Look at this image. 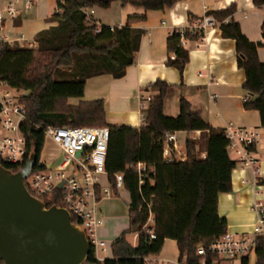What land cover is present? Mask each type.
I'll return each mask as SVG.
<instances>
[{
  "label": "trees",
  "instance_id": "trees-1",
  "mask_svg": "<svg viewBox=\"0 0 264 264\" xmlns=\"http://www.w3.org/2000/svg\"><path fill=\"white\" fill-rule=\"evenodd\" d=\"M112 1L56 0L55 13L46 20L52 25L36 34V47L0 41V82L27 92L19 98L25 111V120L19 128L28 153L34 149L36 158L44 147V134L39 125L109 129L105 170L112 186L116 172L124 174L130 224L129 229L111 243V258L99 261L90 245L83 264H146L149 257L160 253L167 239L177 244L178 264L202 261L211 264L217 256L207 248L227 231V221L218 214L217 198L231 191V170L235 166L228 154L224 130L211 127L183 98L179 100V115L166 116L163 100L168 84L159 80L148 85L157 93L149 98L142 111L144 125L140 128L107 124L103 99L81 101L77 105L68 102L70 98L84 95L87 79L100 74L121 78L135 61L142 31L131 25L143 22L145 16H129L126 26L110 28L99 26L84 11L95 5L108 8ZM120 2L143 10H160L175 4V0ZM252 3L258 7L264 5V0H252ZM235 12L236 7L231 4L223 11H209L208 15L220 24L223 38L235 41L237 66L245 72L242 88L251 96L244 101V108L257 111L264 127V62L258 55L259 48H264V40L256 44L247 39L239 23L232 19ZM193 20L194 17H189V26L173 30L165 41L167 52L175 54V59L168 58L166 64L175 68L181 77L189 62L188 51L181 40L194 42L203 37L204 31L192 25ZM262 30L264 32V20ZM180 131H200L201 134L198 140L186 139L185 160H177L171 154L168 159L164 158L165 135ZM203 144L205 156L201 157ZM135 162H144L151 168L140 186L137 174L126 168ZM0 165L12 172L19 169L18 165L4 161H0ZM39 199L47 208L63 206L57 190ZM148 205L155 238L146 240L140 234L133 247L126 235L142 230L149 218ZM71 221L75 223L73 216ZM199 245L205 248V254L197 253ZM254 252L255 264H264V236L257 237ZM0 264H4L2 260ZM241 264H247V258H243Z\"/></svg>",
  "mask_w": 264,
  "mask_h": 264
},
{
  "label": "crops",
  "instance_id": "crops-1",
  "mask_svg": "<svg viewBox=\"0 0 264 264\" xmlns=\"http://www.w3.org/2000/svg\"><path fill=\"white\" fill-rule=\"evenodd\" d=\"M6 2L7 0H0V11ZM26 2L27 0H19L16 17H6L0 21V41L11 44L17 42L29 48L36 47V34L52 25L46 20L55 13L56 0H32L29 9L25 8ZM231 4L236 7L232 19L239 23L242 34L252 43L262 42L264 5L255 7L252 0H175L173 6L160 10H143L114 0L108 8L95 5L88 9L92 11L91 17L99 26L110 28L126 26L129 16H145L143 22L131 25L142 31L141 43L134 63L126 68L123 77L115 78L108 74L91 77L86 80L84 95L81 98H70L69 104L77 105L81 101L103 99L107 124L140 128L143 125L141 103L157 93L148 85L159 80L168 84L163 100V112L166 116L179 115V100L183 98L192 111H198L211 127L224 129L232 123L241 129L261 128L258 112L248 110L243 105L251 96L242 88L245 72L237 66L235 41L221 36L220 24L215 20V26L203 30L200 40L186 43L189 62L182 77L175 68L166 64L168 58L175 59V54L167 52L166 49L165 41L169 33L189 26V17L195 18L191 23L193 25L207 16L209 11H223ZM258 55L259 60L264 62V48H259ZM180 132L186 134L182 143L177 137ZM180 132L175 133L177 147L170 152L171 156L181 161L186 159V139L198 140L201 133ZM52 145L56 151L54 158L46 157L44 146L40 159L54 169H66L67 159H64L57 146ZM252 152L257 158H262L263 145L254 147ZM228 154L235 162L231 170V191L218 196V214L227 221V234L248 236L257 223L254 202L260 201L264 204V161L256 166L259 173H255L253 169L241 166L231 151ZM199 155L205 156L204 144ZM103 177L105 184L102 183ZM101 184L109 185L107 174L101 176ZM122 190L124 188L114 190L111 196L101 198L98 204L103 224L97 229V238L106 242L105 249L98 252L102 259L112 257L111 245L108 244L129 229V194L125 190L127 197L121 201L119 196ZM153 223L151 218L149 226H153ZM130 235L132 242L126 239L134 247L138 243V236L136 232ZM243 258H247V264L256 263V254L253 251L248 256L219 264H241ZM178 259L176 242L167 239L160 253L147 260L158 264H178Z\"/></svg>",
  "mask_w": 264,
  "mask_h": 264
},
{
  "label": "built area",
  "instance_id": "built-area-1",
  "mask_svg": "<svg viewBox=\"0 0 264 264\" xmlns=\"http://www.w3.org/2000/svg\"><path fill=\"white\" fill-rule=\"evenodd\" d=\"M18 2L19 0H7L5 7L0 11V21L6 17L13 19L18 15ZM31 5L32 0H27L25 8L29 9ZM84 11L90 18L92 11L88 9ZM193 25L198 29L205 30L210 26H215V21L211 15H207L197 20ZM181 41L185 46L187 41L183 39ZM19 98L20 96L10 95L8 91L0 94V161L18 165L21 168L27 161L29 153L26 140L19 128L21 122L25 120L24 107L19 102ZM149 98L146 99V102L141 103L142 111L146 109ZM142 124L144 125L143 113ZM38 127L44 134V146L49 142L57 146L69 164L66 169H54L46 165L39 156L31 174L24 180V184L28 192L37 198L51 196L57 190L63 204L62 208H65L69 211L70 216L74 217V224L84 231L87 240L94 248V255L99 261H102L98 252L105 249L106 242L97 238V229L103 224L98 204L101 198L113 194V187L114 190L123 188L124 179V174L116 172L113 186L101 184V176L106 175L105 163L109 144V129L105 126L85 125L81 127L70 125L43 127L39 125ZM223 130L228 140L227 149L236 155L237 162L241 166L251 168L255 173H259L256 166L264 161V154L262 158H257L252 149L262 144L264 153V127L241 129L229 123ZM177 141L175 133L171 132L165 135L164 158L168 159L171 154L170 150L176 149ZM126 168L137 174L139 186L144 183L151 172V168L144 162H135ZM253 207L257 219L254 231L248 236L225 233L216 238L207 248L212 255L217 256V259L211 264L242 258L254 251L257 237L264 236V204L256 201ZM148 211L147 223L140 232H136L137 236L142 234L146 240L155 238L153 226H149L152 218L150 205H148ZM197 253L205 254V248L199 245ZM146 264L158 263L146 260Z\"/></svg>",
  "mask_w": 264,
  "mask_h": 264
},
{
  "label": "water",
  "instance_id": "water-1",
  "mask_svg": "<svg viewBox=\"0 0 264 264\" xmlns=\"http://www.w3.org/2000/svg\"><path fill=\"white\" fill-rule=\"evenodd\" d=\"M36 159L31 149L17 172L0 165V260L4 264H83L90 248L84 231L72 223L69 211L55 205L47 208L24 184Z\"/></svg>",
  "mask_w": 264,
  "mask_h": 264
},
{
  "label": "rangeland",
  "instance_id": "rangeland-1",
  "mask_svg": "<svg viewBox=\"0 0 264 264\" xmlns=\"http://www.w3.org/2000/svg\"><path fill=\"white\" fill-rule=\"evenodd\" d=\"M4 91H8L10 95H12V96H18V97L19 96H23V95H25L27 93L25 91L18 90L16 88L15 89H12L9 86H7L6 84L0 82V94H2ZM185 135H186L185 133H181V132L177 135V137L179 138L178 140H180L181 143L183 142ZM44 152H45L46 157L48 156L49 158H54V155L56 153V151L54 150L53 145L50 144V143L45 145ZM102 183L105 184L104 177H103ZM119 197H120V200L121 201L124 198H126L127 197L126 191L125 190H122L121 191V195ZM126 238L130 242H132V239H131L132 238V235L127 234ZM112 242L113 241H110V243L109 244L107 243V244L108 245H111Z\"/></svg>",
  "mask_w": 264,
  "mask_h": 264
}]
</instances>
